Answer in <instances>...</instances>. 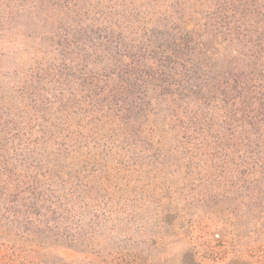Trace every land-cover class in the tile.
Segmentation results:
<instances>
[{
  "label": "rangeland",
  "instance_id": "374dc122",
  "mask_svg": "<svg viewBox=\"0 0 264 264\" xmlns=\"http://www.w3.org/2000/svg\"><path fill=\"white\" fill-rule=\"evenodd\" d=\"M257 26L264 0H0V264H264L262 122L173 119L170 68L124 110L108 91V40L164 66ZM14 174L40 197L16 242Z\"/></svg>",
  "mask_w": 264,
  "mask_h": 264
},
{
  "label": "trees",
  "instance_id": "16d2710c",
  "mask_svg": "<svg viewBox=\"0 0 264 264\" xmlns=\"http://www.w3.org/2000/svg\"><path fill=\"white\" fill-rule=\"evenodd\" d=\"M190 25L191 22H186L183 26L191 31L194 28ZM256 29L250 40L251 30L243 28L246 42L235 44L237 52L229 44L219 43L226 41V37L196 47L193 39L186 40L188 35L181 36L178 51L170 56V64L164 66L146 57L138 45L126 39L108 40L112 70L108 81L110 103L117 112L125 109L124 104L134 105L144 100L139 98L140 89L149 79H156L162 68H170L166 78L170 82L167 98L177 106L176 110L172 108L173 119L185 124L187 117L193 120L220 117L229 125L239 123L241 129L252 130L260 122L264 125V26ZM12 184L10 197L14 208L10 210L12 219L7 225L16 242L28 237L24 231L27 233L31 222L26 213L31 216L33 212L24 203L27 194L32 191L39 201L40 197L35 188H25L16 174L12 176Z\"/></svg>",
  "mask_w": 264,
  "mask_h": 264
}]
</instances>
